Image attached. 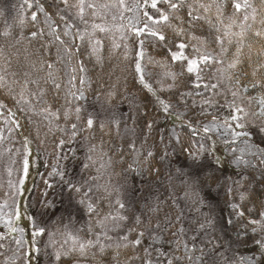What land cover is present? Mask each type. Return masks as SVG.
I'll use <instances>...</instances> for the list:
<instances>
[{
  "label": "trees",
  "instance_id": "trees-1",
  "mask_svg": "<svg viewBox=\"0 0 264 264\" xmlns=\"http://www.w3.org/2000/svg\"><path fill=\"white\" fill-rule=\"evenodd\" d=\"M75 3L76 0H69V5L65 6L60 0H28L27 4L25 0H0V33L6 29H10L12 33L7 38L0 35V47L4 48L5 55L12 61L9 72L15 71L17 63L23 61L24 49L27 48L34 54L33 59L39 57L54 62L55 71L62 83V89L58 93L49 88L46 97L52 111L61 113L60 119L51 116L45 118L43 114H38L39 109L34 112L29 105L17 102L16 93L0 89V102L7 105V108H0V128L6 126V122L13 127L5 140L8 141L6 145L10 142L12 147H15L14 150L18 151L17 156L22 157L20 172L24 171L25 160L30 162L28 167L31 169L33 158L42 162L29 196L36 225L45 230L49 226L57 227L61 236L77 233L82 240L92 238L87 233L89 217L77 204L79 194L71 191L69 185L81 186L83 190L96 183L91 179L95 176L92 175L93 170L89 175H85V171H88L84 164L88 162L89 146L93 143L99 144L102 134L97 132L99 140L95 141L88 131L72 138L70 124L74 118L65 121L62 115L66 108L81 104L82 118L91 114L104 121H121L119 136H102L104 150L109 152L113 160L110 179H115L133 202L143 201L145 198L149 202L160 201L161 219L168 214L172 217V224H176L175 218L180 216L179 224L184 227V234L177 232L176 227L162 224L161 242L156 245L157 248L166 250L170 257H182L184 243L189 247L195 243L209 253L207 264H238L244 258L258 256V250L251 242L253 237L250 230L246 235L244 221L235 215L231 204L240 203L241 209H247L246 218L257 217L260 212H264V207H261L264 202V186L259 183L264 165H259L256 156H250L246 158L250 161L248 166H238L235 163L237 153L230 152L229 149L239 143L232 145L229 138L218 136L214 130L204 131L205 126L211 128L212 121L221 124H225L226 120L229 123L231 121V111L227 105L233 98L227 88L222 85L214 92L203 87L205 83L215 82L214 76L217 74L214 68L206 69L202 73V81H196L192 75L180 76L175 86L169 89L173 82L165 77V73L179 72L180 69L168 59L165 48L150 38H137L132 33L128 45L123 42L117 47L110 39L101 36V44L96 45L98 53L94 54L93 46L96 42L81 40L74 31L72 36L65 34L63 27L70 24L67 13L74 11ZM40 6H43L48 17L45 12L39 11ZM230 12V6H226L225 13ZM33 13L37 14L36 21L31 20ZM210 16L214 17V12ZM49 17L47 24L45 21ZM214 24V19L213 24L198 22L199 26L193 31L198 37H206L211 44L216 35ZM33 32L43 34L32 38ZM138 39H145L144 59L141 64L145 71V82L152 84L156 90L155 95L144 88L140 83L139 74L135 71L139 51ZM61 40L64 44L60 43ZM65 48L71 55L65 53ZM208 51L211 52L212 48ZM97 54L101 57L99 63L96 60ZM81 60L84 62L85 72L73 73V67ZM0 66H7L3 59H0ZM73 75L77 80L70 84L69 80ZM79 78L85 79L83 85L79 84ZM198 83L200 87H196ZM77 88L85 92V100H75L68 95L69 89L75 92ZM161 88L164 90L160 91ZM109 92L115 94L111 103L107 101ZM250 93L253 97L261 95L257 90L250 89ZM157 97L171 105L168 113L163 111ZM205 100H210L211 103H205ZM254 103L255 101L251 104L252 110ZM243 106L248 108L247 101ZM13 121L18 122L19 127ZM145 121L152 123L151 129L144 127ZM257 121V118L253 119L256 127H249L255 129V132H251L258 138L252 140L256 145L254 151L257 148L264 149V133L258 131ZM78 123L82 124L83 119ZM192 128L196 129L195 134ZM133 141L140 152L151 150L155 153V166L161 169L159 176L149 175L146 170L141 175L128 170V165L137 158L136 153L129 148ZM8 147L12 148L10 145ZM117 149H121L122 154ZM165 151L169 155L161 161L159 157ZM196 155L199 159L193 161L192 157ZM139 158L143 159V156ZM252 164L258 166L254 168ZM194 173L201 176L212 174L217 179L210 185L190 188ZM81 174L86 176L85 184L77 177ZM101 181L99 183L103 184ZM187 190L191 192L187 194ZM241 194L247 197L243 201L240 200ZM92 195L93 199L97 200L102 193L94 190ZM97 202L101 203L102 214L108 210L105 201ZM228 219H231L233 224H226ZM209 221L211 226H208ZM202 223L206 227L201 231L199 225ZM165 228L167 230H164ZM47 234L45 231L44 235L37 238L38 260L33 264H49V260H52L49 255L52 248L49 240L46 241L49 238ZM193 235L197 236L196 241L191 239ZM256 236L262 237L264 233L258 231ZM178 242L179 251H176ZM145 243L150 241L146 239ZM213 244L220 246L218 251L222 256L211 251ZM74 256L75 259L62 256L57 264H99V256L93 259L91 253L87 259L80 258L78 254ZM175 264L189 262L181 259Z\"/></svg>",
  "mask_w": 264,
  "mask_h": 264
},
{
  "label": "snow or ice",
  "instance_id": "snow-or-ice-1",
  "mask_svg": "<svg viewBox=\"0 0 264 264\" xmlns=\"http://www.w3.org/2000/svg\"><path fill=\"white\" fill-rule=\"evenodd\" d=\"M60 2L65 6L69 5V0H60ZM25 3L27 4L28 0H25ZM73 6L77 8L81 18H83L85 6L92 9L94 13L98 8L97 4L86 3V0H76ZM226 6L231 8L229 14L225 13ZM99 7L108 8L110 5L102 4ZM112 7H115V5H112ZM119 7L124 11L131 10L125 0H119ZM135 8L142 12V19L139 22L142 26H132L134 35L137 38H150L164 47L168 59L178 65L180 69L179 72L168 71L165 73V77L170 78L173 82L169 85V89L175 86V82L180 76L192 75L196 81H202L204 79L202 73L206 69L214 68V72L217 74L214 76L215 82L205 83L203 87L214 92L219 90L222 85L227 88L233 98L227 105L231 111V123L225 121V125L233 133L231 143H239L241 137L246 138L243 141L244 147L239 149L240 155L237 156L235 163L238 166L241 164L248 166L250 161L244 158L245 154H248L256 156L259 165H264V149L252 150L256 145L252 142L253 133L247 130L250 125L256 127L253 122L254 118L264 121V0H230V3L229 0H207V2L206 0H136ZM39 11L45 12L43 6H40ZM213 12L214 17H211L210 14ZM45 16L48 17L46 12ZM213 19L215 20L213 27L216 35L210 44L206 37H198L193 29L199 26L198 22L213 24ZM31 20H37L36 13L31 15ZM45 22L47 23V20ZM21 23H23V20H21ZM94 28L99 29L101 32L107 31L100 25H94ZM38 34L42 35L43 33L33 32L31 36L35 38ZM0 35L7 38L12 33L10 29H6ZM182 37L183 39H181ZM56 38L59 40V36ZM145 39H138L139 51L135 71L139 74L140 83L143 84L144 88L155 95L156 90L153 89L152 84L145 82V71L141 64L144 59ZM81 40H83L82 36ZM60 43L64 44V41L61 40ZM100 44L101 41L97 40L93 46L94 54L98 53L96 45ZM116 46L118 47V45ZM210 47L212 48L211 52L208 51ZM64 51L71 55L67 48ZM33 55L25 48L23 61L18 62L16 70L10 73L9 67L12 61L5 55L4 48L0 47V59H3L5 65H7L0 66V89H7L10 93H16L17 102L29 105L34 112L39 109L38 114H43L45 118L51 116L60 119L61 113L52 111L46 99L49 88L54 93H58L62 89V83L55 71L54 62L39 57L33 59ZM96 60L98 63L101 61L98 54ZM149 63H151V60ZM77 71L85 72L82 60L78 61L72 69L73 73ZM9 76H11V79H9ZM75 80H77V77L73 75L69 83L71 84ZM84 83L85 79L79 78V84L83 85ZM200 86L199 83L196 84V87ZM250 89L259 91L261 95L253 97ZM159 90L163 91L164 89ZM68 95L75 100L86 99L85 92L79 88L75 92L69 89ZM114 98L115 94L113 92L107 94L108 103H111ZM157 99L159 100L158 97ZM237 100H239V103H237ZM245 101L248 103L247 109L243 106ZM253 101L257 105L256 110L251 109ZM159 103L163 106L165 113L170 111L171 105L165 100H159ZM205 103H211V101L205 100ZM0 108H7V105L0 102ZM82 110L83 105L78 104L74 108H66L62 114L65 121L74 118V121L70 124L72 138L84 131H88L93 138L96 132H100L102 136L104 134L109 136L120 135L121 121L119 119L104 121L91 114L86 118H82ZM13 115L15 114L13 113ZM82 119L83 123L79 124L78 122ZM13 123L19 127L18 122L13 121ZM144 127L151 129L152 123L145 121ZM235 129H240V131H235ZM212 130L208 126L204 127L205 132ZM258 131L264 133V123L258 128ZM192 132L195 134L196 129L192 128ZM102 136L99 144L93 143L88 149L89 153H95L99 160V166L96 168L97 175L91 178L96 183L83 188V190L81 186L69 185L71 191L79 194L80 198L77 204L89 217L87 233L92 238L82 240L79 235L68 233L64 244L67 245L70 241V247L63 251H56V261H60L62 256L75 259L74 254H78L82 259H87L89 253H91L93 259L99 256V264H175L181 259L188 261L189 264H207L209 253L205 252L204 247H198L195 243L191 247L184 243L182 257H170L166 250H160L156 247L161 242L160 232L164 223L176 227L177 232L184 234L185 229L179 224L180 216H176V224H172V217L168 214L161 219L159 217L161 212L160 201L149 202L145 198L143 201L136 200L133 202L131 198L127 197L122 187L112 184L108 169L111 168L113 160L109 152L104 150ZM0 139H2V136H0ZM178 141L179 138H177ZM228 142L226 141V143ZM129 148L136 153L137 157L132 164L128 165L129 171L141 175L146 170L149 175H160L161 169L155 166L156 155L153 151L140 152L134 141L129 145ZM117 151H121L122 154L121 149H117ZM229 151L235 153L237 148H230ZM168 155L169 153L165 151L161 153L159 159L163 161ZM140 156H143V159H140ZM87 159L92 164L97 163L93 155H89ZM192 159L196 161L199 157L196 155ZM133 165H136V167H133ZM257 166V164H252L254 168ZM89 167V164H84V168ZM27 171L28 161L25 160V176ZM216 179L212 174L201 176L194 173L192 184L189 187L210 185ZM101 180H104L103 184L99 183ZM259 183L264 186V170L260 172ZM94 190L102 193L97 200L107 203L108 210L103 214L101 203L93 199ZM246 198L244 194L240 195L241 201ZM261 207H264V202H262ZM231 208L238 218L243 219L246 235L250 230L253 237L251 242L256 246L259 253L258 256L242 259L238 264H264V236H256L258 231L264 233V212H260L257 217L246 218L247 209H241L240 203L231 204ZM226 224L231 225L233 221L228 219ZM208 226H211V221L208 222ZM32 227L34 229L32 232L33 237L44 235L45 229L38 227L34 220L32 221ZM205 227L206 225L203 223L199 225L201 231ZM10 231H16V229L10 228ZM19 231L23 232V229H19ZM239 235L238 233V238ZM2 239H5V237L0 236V240ZM146 239L150 243L146 244ZM191 239L196 241L197 236L193 235ZM105 241H112V243H105ZM16 243L20 244L21 241L17 240ZM219 247V245L213 244L211 251L222 256L223 254L218 251ZM93 249L96 251H91ZM36 251L38 252L39 249H36ZM176 251H179V242ZM197 253L199 254L197 255Z\"/></svg>",
  "mask_w": 264,
  "mask_h": 264
},
{
  "label": "rangeland",
  "instance_id": "rangeland-1",
  "mask_svg": "<svg viewBox=\"0 0 264 264\" xmlns=\"http://www.w3.org/2000/svg\"><path fill=\"white\" fill-rule=\"evenodd\" d=\"M86 3L97 4L98 8L96 12L94 13L92 9H89L85 6L83 18H81L78 14L77 8L74 10L73 15L72 12L69 13L70 18H72L70 25L73 26V29L76 31L80 39L81 36L83 38L86 37V39L95 43L97 40L101 41V38L97 36V33L105 34L108 32V35L111 36L110 39H112V41L118 45V43L121 41H124L125 43L129 42L131 39L130 36L133 25L138 27L141 26V23L139 22L142 19V12L135 8L136 0H125V3L128 5L129 9H131L129 11H124L119 7V0H86ZM102 4H108L110 7H99V5ZM112 5H115V7H112ZM46 19L47 24H49L50 18ZM94 25H100L101 27L107 29V31L101 32L99 29L94 28ZM63 28L66 35H73V31L70 30L68 26L65 25ZM256 109L257 105L254 103V110ZM257 119V126L260 127V123H264V121L259 118ZM6 124L7 125L0 130V134H2V138H4L3 141L9 136V134H11L13 128L8 122H6ZM211 125V129H213L218 136H221L222 138L227 137L229 138L228 140L232 141L233 133L232 130L227 127V125L215 121H212ZM249 129L250 131L255 132V129ZM236 131H240V129H236ZM92 139H94V141L99 140V135H97V132L95 133V137H92ZM245 139V137H241L239 144L235 146L237 148L236 153L238 156L240 155L239 149L244 147L243 141ZM257 139L258 138H256L255 135H252V140ZM8 145L12 147L10 142L7 145L4 144V142L0 143V236L5 237V239L0 240V245H2V247H0V264H32V261H34V256L36 257L38 253L36 251V249H38L36 246L38 237H33V231L30 232V235L27 234V236L24 234V232H27V230L31 228V223L29 220H27L31 216V203H29V196L32 192L34 182L37 179L36 177L38 174L36 173L39 172L38 170L40 169L41 162L39 159L33 158L31 163V167L33 168L28 169L26 176L25 174H21L20 163L22 157L17 156L18 151L14 150L15 147L9 148ZM232 145H235V143H232ZM67 148H69V146H67ZM252 150L254 151V148ZM89 155H93L94 159L97 160V163L92 164V162L88 160L87 164H89L90 167L86 169L88 172L85 171V175H89L90 171L93 170L94 174L92 175L96 176V168L99 166V160L95 153H89ZM250 156L252 155L245 154L244 158L246 159ZM73 169H75V167ZM110 170L111 168L108 169V174L110 173ZM78 171H80V168H78ZM77 177H79L84 184L87 182L86 176L83 177L81 174ZM107 177L108 176H106V178ZM101 182L103 183L104 180ZM111 182L113 185L121 187L120 184L116 183L115 179H112ZM190 192L191 190H187L186 193L189 194ZM18 194H20V205L18 201ZM17 216L19 217L18 219ZM10 228L16 229V231H10ZM19 229H23L24 232H20ZM45 231H49L50 235L46 241L48 242L49 240V245L51 246L54 253H56L58 250L63 251L66 249L64 241L67 239V236H64L65 234L61 236L59 228L49 226ZM29 238L32 239L34 245L30 246ZM17 240H20L21 243L17 244ZM106 242L112 243V241ZM70 244L71 242L69 241L67 248L70 247ZM26 249L28 252V257L25 256L24 251ZM53 252L51 251L49 253V255L52 257V260H50L49 264L58 263L56 259L54 261L55 254L53 256Z\"/></svg>",
  "mask_w": 264,
  "mask_h": 264
}]
</instances>
